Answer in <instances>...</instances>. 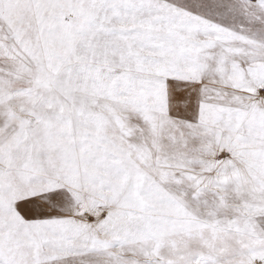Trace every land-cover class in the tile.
<instances>
[{"label": "snow or ice", "instance_id": "snow-or-ice-1", "mask_svg": "<svg viewBox=\"0 0 264 264\" xmlns=\"http://www.w3.org/2000/svg\"><path fill=\"white\" fill-rule=\"evenodd\" d=\"M0 264H264V0H0Z\"/></svg>", "mask_w": 264, "mask_h": 264}]
</instances>
